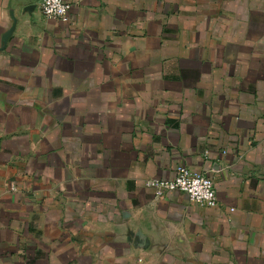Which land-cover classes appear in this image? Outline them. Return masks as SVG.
<instances>
[{"label": "crops", "instance_id": "obj_1", "mask_svg": "<svg viewBox=\"0 0 264 264\" xmlns=\"http://www.w3.org/2000/svg\"><path fill=\"white\" fill-rule=\"evenodd\" d=\"M40 1L0 0V264H264V0Z\"/></svg>", "mask_w": 264, "mask_h": 264}, {"label": "built area", "instance_id": "obj_2", "mask_svg": "<svg viewBox=\"0 0 264 264\" xmlns=\"http://www.w3.org/2000/svg\"><path fill=\"white\" fill-rule=\"evenodd\" d=\"M70 3L66 0H41L40 10L47 19L67 22ZM145 184L152 187L156 197L167 191H183L189 199L200 206L213 208L217 205L214 185L204 173L194 172L184 165H178L172 178H149Z\"/></svg>", "mask_w": 264, "mask_h": 264}, {"label": "water", "instance_id": "obj_3", "mask_svg": "<svg viewBox=\"0 0 264 264\" xmlns=\"http://www.w3.org/2000/svg\"><path fill=\"white\" fill-rule=\"evenodd\" d=\"M11 32H12V28L9 29L8 31H6V32L4 33V36H3V44H4V45H5V43H6L7 39H8V37H9V35L11 34Z\"/></svg>", "mask_w": 264, "mask_h": 264}]
</instances>
